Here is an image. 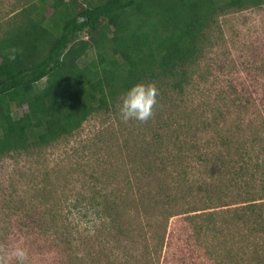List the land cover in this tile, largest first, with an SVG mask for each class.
<instances>
[{"label":"trees","instance_id":"trees-1","mask_svg":"<svg viewBox=\"0 0 264 264\" xmlns=\"http://www.w3.org/2000/svg\"><path fill=\"white\" fill-rule=\"evenodd\" d=\"M253 8H264V0H19L14 6L0 33V159L70 139L95 116L119 122L120 99L137 83L154 84L159 92L150 120L128 121L137 131L128 161L135 182L108 180L115 190L98 201L97 225L87 234V264L113 258L127 235L130 210L150 209L144 214L157 212V222L166 225L178 215L175 202L186 203L184 220H195L198 237L239 226L241 241L244 236L252 249V264H264V242L258 247L252 242L264 241V124L246 139L238 136L236 122L224 130L229 119L222 113L176 117L177 101L171 99L185 95L192 84L219 18ZM12 48L20 51L9 61ZM90 51L93 58L81 67L79 60ZM219 125L209 142L223 149L199 148L195 136ZM196 152H201L197 167L188 161ZM164 160L177 169L173 189L159 178V186L147 189L154 173L167 170ZM159 238L158 248L164 237ZM66 245L62 259H71ZM219 247L226 248L222 242ZM235 255L231 251L228 260L235 263ZM185 257L180 264L188 262ZM116 264L128 262L120 258Z\"/></svg>","mask_w":264,"mask_h":264},{"label":"rangeland","instance_id":"rangeland-1","mask_svg":"<svg viewBox=\"0 0 264 264\" xmlns=\"http://www.w3.org/2000/svg\"><path fill=\"white\" fill-rule=\"evenodd\" d=\"M18 1L0 0V33ZM211 42L186 94L172 95L171 99L177 101L172 112L177 117L178 113L190 115L194 111L202 118L222 113L229 119L225 131L236 122L240 127L236 131L238 136L250 139L264 124V8L221 16ZM93 56L90 51L79 60V65L84 66ZM24 112L22 108L18 115ZM134 127L130 122L95 116L70 139L43 150L0 159V264H18L16 249L26 253L23 264H87L91 260L87 234L97 225L93 219L99 211L98 201L114 194L110 192L115 188L107 187L108 180L122 181V185L128 179L132 185L135 182L128 168L130 145L137 132ZM208 129L195 136L199 148L221 151L219 142H209L215 130L222 129L221 125ZM200 153L189 157L192 166L197 167ZM162 165L167 170L154 173L157 176L145 182L147 189L159 186L156 178L167 189H173L177 169L166 160ZM132 197L138 199L140 194ZM176 203L178 215L172 216L166 225L157 222V212L152 216L144 214L150 209L130 210V222H125L127 235L122 237L119 250L113 251V258L103 264H116L120 258L128 264H180L184 255L191 264H252L253 253L248 252L252 249L247 248L244 236L241 241L239 226L198 237L193 231L195 220H184L186 203ZM195 204L201 207L200 201ZM197 213L200 212L190 215ZM159 236L164 237L160 248ZM62 240L68 242L62 245L70 250L66 253L73 255L71 259H62ZM221 242L225 249H219ZM252 242L261 246L263 237ZM231 251L236 254L235 263L228 260Z\"/></svg>","mask_w":264,"mask_h":264},{"label":"clouds","instance_id":"clouds-1","mask_svg":"<svg viewBox=\"0 0 264 264\" xmlns=\"http://www.w3.org/2000/svg\"><path fill=\"white\" fill-rule=\"evenodd\" d=\"M20 50L10 49L9 61H14ZM158 89L154 84L137 83L131 86L121 97L118 105V117L122 122L137 121L145 123L154 115V109L158 105ZM14 255L18 264H23L26 253L22 249H16Z\"/></svg>","mask_w":264,"mask_h":264}]
</instances>
